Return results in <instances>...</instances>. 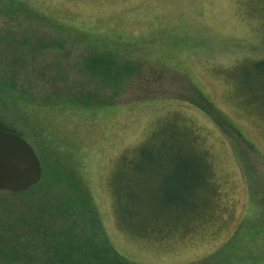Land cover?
<instances>
[{"label":"rangeland","instance_id":"obj_1","mask_svg":"<svg viewBox=\"0 0 264 264\" xmlns=\"http://www.w3.org/2000/svg\"><path fill=\"white\" fill-rule=\"evenodd\" d=\"M0 80V264H264V0H0Z\"/></svg>","mask_w":264,"mask_h":264},{"label":"water","instance_id":"obj_2","mask_svg":"<svg viewBox=\"0 0 264 264\" xmlns=\"http://www.w3.org/2000/svg\"><path fill=\"white\" fill-rule=\"evenodd\" d=\"M42 178L41 161L22 136L0 129V190L24 192Z\"/></svg>","mask_w":264,"mask_h":264},{"label":"trees","instance_id":"obj_3","mask_svg":"<svg viewBox=\"0 0 264 264\" xmlns=\"http://www.w3.org/2000/svg\"><path fill=\"white\" fill-rule=\"evenodd\" d=\"M22 6H24V5H21V7ZM2 83H4V82H2L0 80V106L4 109H6V108L17 109L16 110L17 116H18V114H21V113H26V115H29L30 109L35 108V107H41V104H42V106H44L47 101H57L58 102L57 99H53V100L48 99V100L43 101L42 103L37 102V104L30 105V102H31L30 99H26L23 101V99L18 97L13 90L8 88V85H10V83L8 84V81H7L8 85L3 86ZM19 107H22V108L24 107V110L19 111L20 110ZM4 119L7 120V116L5 114H0V129H4V130L14 132V133H16V134H18L24 138L22 132H19L17 129L10 127ZM38 184H37L38 186L35 185V186L31 187L30 189L34 188V190L37 191L38 189L42 188L41 190L44 192L45 189L48 188L47 183H45L42 179L40 180V182ZM35 191H33V192H35ZM3 192H5V191H3ZM6 192H9V191H6ZM24 192H26V191H24ZM10 193L15 194L14 192H10ZM17 193H23V192H17Z\"/></svg>","mask_w":264,"mask_h":264},{"label":"crops","instance_id":"obj_4","mask_svg":"<svg viewBox=\"0 0 264 264\" xmlns=\"http://www.w3.org/2000/svg\"><path fill=\"white\" fill-rule=\"evenodd\" d=\"M207 186H208V185H206V187H207ZM210 188H211V186H210V187H207V189H210ZM212 188H214V187H212ZM207 189H206V194H207ZM211 192H213V191L210 190V191L208 192V194L211 193ZM215 193H217V194L219 193V194H220V193H222V192H221V191H219V192H218V191H217V192L215 191ZM215 193L213 192V194H215ZM197 206H198V207L195 208V211H196V212H199V211L202 212L201 205H197ZM205 209H206V210H205V213L207 212V214H208V205H206ZM168 225H170V224H168ZM254 226H255V225H254ZM258 226H259V225H258ZM253 230H255V229L253 228ZM262 235H264V233H263ZM263 241H264V240H263Z\"/></svg>","mask_w":264,"mask_h":264}]
</instances>
